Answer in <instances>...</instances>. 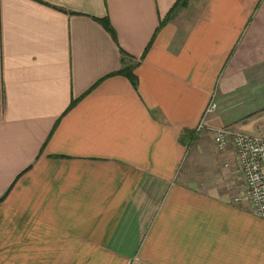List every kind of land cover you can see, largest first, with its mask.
Instances as JSON below:
<instances>
[{
	"label": "crops",
	"instance_id": "obj_1",
	"mask_svg": "<svg viewBox=\"0 0 264 264\" xmlns=\"http://www.w3.org/2000/svg\"><path fill=\"white\" fill-rule=\"evenodd\" d=\"M223 126L264 136V0H0V264H264Z\"/></svg>",
	"mask_w": 264,
	"mask_h": 264
},
{
	"label": "built area",
	"instance_id": "obj_2",
	"mask_svg": "<svg viewBox=\"0 0 264 264\" xmlns=\"http://www.w3.org/2000/svg\"><path fill=\"white\" fill-rule=\"evenodd\" d=\"M217 108L218 102L213 96L196 127L197 133L206 129L208 116L213 114ZM213 139L216 151L219 153L233 151L235 167L244 181V192L235 196L233 201L235 203L248 202L251 212L264 218V136L248 134L223 126L214 130ZM228 165V163L225 164V166Z\"/></svg>",
	"mask_w": 264,
	"mask_h": 264
},
{
	"label": "rangeland",
	"instance_id": "obj_3",
	"mask_svg": "<svg viewBox=\"0 0 264 264\" xmlns=\"http://www.w3.org/2000/svg\"><path fill=\"white\" fill-rule=\"evenodd\" d=\"M205 139L207 140L205 142L206 145H205V147H202L203 152H201V155H199L197 158L199 160L204 159V158H206L208 160H214L215 158H216V160H218V159L220 160V157L218 158V156L214 152V146H211V141H210L211 137L205 138ZM201 163H204L206 165L205 162H199V164H201ZM212 164L214 165L213 162H212ZM219 164L221 166V164H223V161L221 160V162ZM219 164H218V167H214V168H211L210 164L206 165L205 167H203V165H202L199 168L202 170L203 169L206 170L205 175H219V173L222 172V169L219 167ZM208 166H210V167H208ZM226 177L228 178V182H231L233 185V188H231V190L234 191V195H233L232 199H234V197L237 196L238 194L244 192V181H243V178L240 175V173L237 171L236 167H233L232 169H230V171L227 172ZM243 198H245V195H243Z\"/></svg>",
	"mask_w": 264,
	"mask_h": 264
},
{
	"label": "trees",
	"instance_id": "obj_4",
	"mask_svg": "<svg viewBox=\"0 0 264 264\" xmlns=\"http://www.w3.org/2000/svg\"><path fill=\"white\" fill-rule=\"evenodd\" d=\"M176 4H178V2ZM99 21L111 33V35L117 40V38H116V32H115V30H114V28H113V26H112L109 18L108 17L100 18ZM128 59L129 58L127 56H125V58L123 59L124 66L118 72H116V73L126 76L127 78L130 79V81L132 82V84L134 86H136L137 85V76L134 73L135 65L130 64L128 62ZM191 136H193V134Z\"/></svg>",
	"mask_w": 264,
	"mask_h": 264
}]
</instances>
